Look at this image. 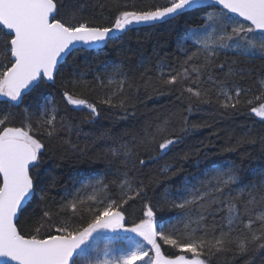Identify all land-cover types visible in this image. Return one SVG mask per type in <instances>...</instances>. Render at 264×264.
I'll use <instances>...</instances> for the list:
<instances>
[{
    "label": "trees",
    "instance_id": "obj_1",
    "mask_svg": "<svg viewBox=\"0 0 264 264\" xmlns=\"http://www.w3.org/2000/svg\"><path fill=\"white\" fill-rule=\"evenodd\" d=\"M166 3L64 0L62 12L74 20H95L107 26L118 7L152 10V5ZM208 7L215 11V7ZM204 20L206 17L194 11L147 25L134 24L100 50L81 48L68 55L65 79L74 73L90 85L75 89L74 98L94 104L96 114L69 104L59 80L26 95L18 106L8 103L6 97L0 99V118L11 117L14 122L10 126L21 127L25 121L40 118L45 109L56 118L54 127L42 129L45 135L54 132L57 138L49 144L51 151L37 174L41 187L49 182L51 186L46 199H41L38 190L20 216L19 226L26 233L37 229L47 232L60 223L82 224L102 202L112 200L120 201L125 225L131 227L142 218L145 203L161 200L162 210H156L158 225L175 224L183 237L203 240L206 247L200 258L206 264H264V119L251 111L264 101V59L228 48L212 57L217 66H224L223 72L216 67L205 74L203 55L193 56L185 64L200 46L189 41L181 45L180 40ZM4 33L0 31V49L4 40L10 39ZM247 39L249 47L259 51L262 43L258 36L250 34ZM117 64L126 75L107 71ZM229 68L234 73L244 72L227 81L231 97L227 102L235 107L225 108L224 90L207 83L203 87L209 91L210 102L200 103L194 96L189 102V87L202 91L197 80L207 81L210 74L213 80L222 81ZM185 69L189 74L182 81L163 86V80ZM128 78L134 82L131 87ZM237 88L243 91L237 94ZM159 126H165L166 131L159 133ZM162 136H179L180 142L166 154L160 153ZM141 138H147L148 143H139ZM140 160L145 163L140 164ZM233 167L238 170L239 182L225 185L213 178L212 170ZM223 179L228 180V176ZM169 199L184 205L183 212L167 203ZM179 219L183 222L177 223ZM161 247L166 256L178 254L162 242Z\"/></svg>",
    "mask_w": 264,
    "mask_h": 264
},
{
    "label": "snow or ice",
    "instance_id": "obj_2",
    "mask_svg": "<svg viewBox=\"0 0 264 264\" xmlns=\"http://www.w3.org/2000/svg\"><path fill=\"white\" fill-rule=\"evenodd\" d=\"M212 3L215 11L207 6V0H167L163 6L152 5V10L130 11L118 7L105 26L95 20H74L62 12L64 0H0V31L6 29L4 35L10 37L4 40L3 48L0 49L3 55V59H0V96L6 97L8 103L18 106L24 102L26 95L38 91L48 83L55 85L59 80L63 89L62 96L69 104L86 107L90 113L96 114L94 104L88 103L86 99L74 98L75 89H86L90 85L74 73H69L70 78L65 79L67 56L77 48H98L110 40H116L119 34L134 24L159 22L194 11L206 17V20L194 26L187 38L194 41L196 46L202 44L203 48L197 47V51L184 61L185 64L193 56L203 55L205 64L202 67L205 74L216 67L223 72L224 66H217L212 58L213 49L218 55L220 49L229 48V41L233 39L243 41L242 45H237L235 51L248 56L258 55L264 59V44L258 51L249 47L251 41L247 39L250 34L264 38V0H212ZM209 21L223 35L213 39L208 32L213 27ZM234 23L237 24L236 27H232ZM245 24L248 26L245 27ZM209 45L213 48L210 49ZM107 71L126 75L120 72L118 64L109 66ZM192 71L198 72L200 69L193 68ZM188 74V69L177 71L175 75L162 81L163 86L174 85ZM237 74L242 76L244 72L241 69L234 73L229 68L222 81L213 80V76L209 74L207 81L197 80L202 91L194 92L191 87L187 89L191 94L187 99L192 103L194 96L200 103L210 102L207 98L209 91L203 87L207 83L224 90L225 108L235 107L227 102L231 97L228 96L226 86L227 81ZM128 79L129 87L133 86L132 78ZM241 91L243 90L240 88L236 89L237 94ZM181 96L183 97V93ZM120 106H125L123 100ZM251 111L264 119V105L260 109L252 108ZM55 119V116L48 115L47 109L40 113V118H34L31 122L25 121L21 127L10 126L14 121L9 116L0 118V256L8 257L16 264H206L200 258L206 247L203 240L183 237L178 234L175 224L166 227L158 225L156 210L158 207L162 210L161 200L145 203L142 218L130 228L125 227V211L120 201L112 200L102 202L101 207L82 224L60 223L58 227H50L47 232L37 229L34 233H26L19 226L20 216L23 215L26 205L36 197L38 190L41 199H46L51 186L49 182L41 187L37 174L51 151L49 144L57 138L54 132L45 135L42 129L47 126L54 127ZM164 124L167 125V121ZM60 127L64 129L65 125L61 124ZM157 131L164 133L166 128L159 126ZM149 135L154 138V134ZM179 142V136L173 139L164 138V142L158 144V150L166 154L172 145ZM139 143L147 144L148 140L141 138ZM72 147L76 149V145ZM115 154L113 151L112 155ZM139 163L145 162L140 160ZM212 175L225 185L229 181L239 182L240 179L235 167L227 171L214 169ZM225 175L228 180L223 179ZM147 187L145 184L144 188ZM261 189L264 190V180L261 182ZM141 194L146 197L143 189ZM167 203L173 208L178 207L181 212L184 210V205H177L174 200L169 199ZM185 203L190 201L185 200ZM72 206L75 208V204ZM182 222V219L177 221ZM101 229L113 232L120 229L131 231L145 243L130 246L118 257H110L109 249L104 251L103 259H94L89 254L77 257L82 245L88 243L93 234ZM161 242L177 249L178 254L171 257L164 255ZM187 253H191V257Z\"/></svg>",
    "mask_w": 264,
    "mask_h": 264
},
{
    "label": "rangeland",
    "instance_id": "obj_3",
    "mask_svg": "<svg viewBox=\"0 0 264 264\" xmlns=\"http://www.w3.org/2000/svg\"><path fill=\"white\" fill-rule=\"evenodd\" d=\"M208 23L213 24V22H211V21H209ZM232 25H233L232 27L237 26V24H235V23ZM192 30L193 29L187 31L185 33V35L181 38V40H180L181 45H183L186 41H189V42L195 44L194 41L187 38L189 32ZM208 32L211 33L213 39H216L219 36L223 35L222 32H220L219 30L216 29L214 24H213V27H210L208 29ZM201 35H204V34L201 33ZM258 40H259V42L264 44V38H260L258 36ZM239 41H238V39L231 40L229 42V45H230L229 49L234 50L237 47V45H242V43H240ZM199 46L201 48H203L202 44ZM209 48L212 49L213 46L209 45ZM220 50H222V49H220ZM220 50L218 52H220ZM214 53H216V51L213 49V54ZM262 105H264V101H263V103H261L257 107V109H260V107ZM85 184H87V183H85ZM126 228H130V227H126ZM143 243H145V242L142 241V238L138 237L137 234L132 233L131 231H125V230L120 229V230H117L115 232H113V231L100 232L98 230V232L94 233L93 237L90 238V241L85 244L84 249L78 254L77 257L89 254L94 259H103L104 251L106 249L110 250V257L111 256H117L118 257V256L122 255L126 250H128V248L130 246H133L135 244H143Z\"/></svg>",
    "mask_w": 264,
    "mask_h": 264
},
{
    "label": "water",
    "instance_id": "obj_4",
    "mask_svg": "<svg viewBox=\"0 0 264 264\" xmlns=\"http://www.w3.org/2000/svg\"><path fill=\"white\" fill-rule=\"evenodd\" d=\"M207 6H213V7H215V5L212 3V0H207ZM148 24H150V23H148ZM138 25V24H137ZM141 25H147V24H141ZM5 32L7 31L6 29H3ZM120 35V34H119ZM104 45L105 44H102L100 47H98V48H87V47H85L84 49H87V50H100V49H102L103 47H104ZM77 49H81V48H77ZM1 98H3V96H0V99ZM125 227H127V226H125ZM122 230H124V229H122ZM100 232H109V231H111V230H108V229H101V230H99ZM84 247H85V244L84 245H82V247H81V249L77 252V256H78V254L84 249ZM0 264H16V262H14V261H11L10 260V258H8V257H3V256H0Z\"/></svg>",
    "mask_w": 264,
    "mask_h": 264
},
{
    "label": "flooded vegetation",
    "instance_id": "obj_5",
    "mask_svg": "<svg viewBox=\"0 0 264 264\" xmlns=\"http://www.w3.org/2000/svg\"><path fill=\"white\" fill-rule=\"evenodd\" d=\"M126 226V225H125Z\"/></svg>",
    "mask_w": 264,
    "mask_h": 264
}]
</instances>
